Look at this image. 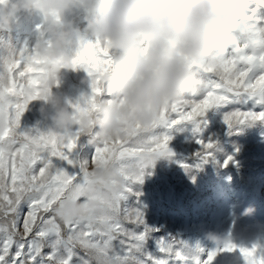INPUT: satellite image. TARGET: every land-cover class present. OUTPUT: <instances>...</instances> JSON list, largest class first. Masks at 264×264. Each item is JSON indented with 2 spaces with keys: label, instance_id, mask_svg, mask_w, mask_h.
<instances>
[{
  "label": "snow or ice",
  "instance_id": "1",
  "mask_svg": "<svg viewBox=\"0 0 264 264\" xmlns=\"http://www.w3.org/2000/svg\"><path fill=\"white\" fill-rule=\"evenodd\" d=\"M112 62L110 49L99 39L78 42L72 65L87 72L91 94L72 104L75 110H92L98 100L111 101L101 78ZM39 63L33 49L27 58L21 52L18 59L0 67V264H187L190 259L194 264H213L217 253L201 260L174 239L156 240L163 256L151 251L148 240L155 230L147 225L140 208L125 202L159 155H173L168 147L173 137L158 129L199 121L217 107L228 109L224 122L229 129L264 120V112L243 107L247 100L264 105V0H239V9L213 54L191 65L201 90L166 106L153 129L138 126L127 138L89 144L77 129L69 133L52 128L25 130L22 117L29 104L41 97L44 70L36 67ZM197 142L202 150L196 155L206 162L214 155V144ZM6 159L10 177L5 175ZM232 159L228 157L224 166ZM108 164L120 169L126 185L104 200L105 211L82 222L58 219L57 205L83 198L91 182V166ZM237 249L229 242L222 250ZM238 250L246 264H264V253H257L256 247Z\"/></svg>",
  "mask_w": 264,
  "mask_h": 264
},
{
  "label": "clouds",
  "instance_id": "2",
  "mask_svg": "<svg viewBox=\"0 0 264 264\" xmlns=\"http://www.w3.org/2000/svg\"><path fill=\"white\" fill-rule=\"evenodd\" d=\"M239 0H2L0 32L10 31L20 14L43 18L46 38L36 45L37 68L44 70L40 100L52 108V129H77L89 144L127 138L138 126L151 130L162 110L198 93L194 63L209 58L224 37ZM83 12L78 26L70 14ZM99 39L112 64L101 78L111 94L92 110L77 111L58 89L63 70L73 69L78 42ZM46 113V108L42 109ZM82 199L65 200L55 212L62 222H82L105 211L104 200L122 192L124 175L112 164L91 166ZM255 211L245 210V215ZM210 239L221 241L210 234Z\"/></svg>",
  "mask_w": 264,
  "mask_h": 264
},
{
  "label": "rangeland",
  "instance_id": "3",
  "mask_svg": "<svg viewBox=\"0 0 264 264\" xmlns=\"http://www.w3.org/2000/svg\"><path fill=\"white\" fill-rule=\"evenodd\" d=\"M69 18L81 28L86 24L83 12L70 14ZM44 24L39 15L22 13L10 31L0 32V67L18 59L21 52L27 58L46 38ZM99 58H104L102 53ZM56 91L73 104L83 102L91 94L90 77L82 67L63 70ZM243 107L264 112V105L255 100H247ZM52 111L42 100L32 101L22 117V127L48 131L52 128ZM227 111L212 108L199 121H186L171 130L158 129L173 137L168 145L173 155H159L125 202L140 208L147 225L155 230L148 248L157 255H164L157 251L156 240L160 238L182 242L192 256L201 260L217 253L213 264H246L239 247H256L257 253H264V120L229 129L224 122ZM82 140L87 143L86 137ZM198 140L214 144V155L206 162L196 155L202 150ZM228 157L233 159L225 167ZM5 175H11L8 159ZM250 207L255 211L245 215ZM210 234L224 242L210 239ZM229 242L238 246L237 251L222 250ZM187 264L194 261L190 259Z\"/></svg>",
  "mask_w": 264,
  "mask_h": 264
}]
</instances>
